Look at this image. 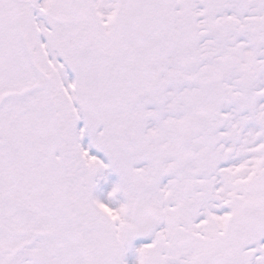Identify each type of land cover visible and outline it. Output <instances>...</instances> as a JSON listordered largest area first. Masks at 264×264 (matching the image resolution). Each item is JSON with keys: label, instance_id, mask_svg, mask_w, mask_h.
Masks as SVG:
<instances>
[{"label": "snow or ice", "instance_id": "1", "mask_svg": "<svg viewBox=\"0 0 264 264\" xmlns=\"http://www.w3.org/2000/svg\"><path fill=\"white\" fill-rule=\"evenodd\" d=\"M0 264H264V0H0Z\"/></svg>", "mask_w": 264, "mask_h": 264}]
</instances>
